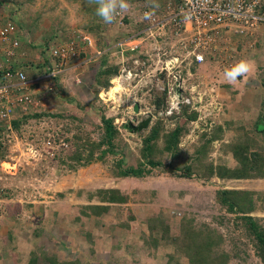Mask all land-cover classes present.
<instances>
[{"label":"rangeland","instance_id":"rangeland-1","mask_svg":"<svg viewBox=\"0 0 264 264\" xmlns=\"http://www.w3.org/2000/svg\"><path fill=\"white\" fill-rule=\"evenodd\" d=\"M127 2L129 8L110 24L96 15L89 0L2 3L0 19L14 21L22 31L12 62L32 68L27 75L43 106L39 117L20 114L2 152L0 264H189L170 241L181 236L185 218L196 228L206 225L222 235L218 250L228 254V264H264L241 215L218 201V192L226 189L257 192L254 211L247 216L264 227V178H211L195 162L196 151L213 135L204 165L238 167L231 147L236 143L252 144V151L264 158V130L258 128H264V26L251 35L211 42L204 49L205 61L197 64L203 46H189L191 31L149 38L144 12L156 5ZM136 35L137 53L114 43ZM57 48H68L70 54L52 62L47 50ZM240 59L253 61L254 70L229 84L224 71ZM50 60L61 76H47ZM107 66L119 71L102 87L96 79ZM178 90L182 98H176ZM193 113L198 114L194 121L189 117ZM104 117L119 134L113 153L101 159L110 149L108 144L97 147L106 136ZM148 119L142 131L129 128ZM158 125L163 128L158 151L164 150V135L184 129L179 157L158 154L162 165H146L151 173L143 178L120 177V170L145 162L144 138ZM79 146L83 158L94 152L90 163L72 162ZM188 164L193 173L184 178ZM114 190L126 201L104 202ZM151 220L161 227L151 231ZM164 227L170 230L169 241L162 238L167 236ZM153 238L160 240L159 248L153 247Z\"/></svg>","mask_w":264,"mask_h":264},{"label":"built area","instance_id":"built-area-1","mask_svg":"<svg viewBox=\"0 0 264 264\" xmlns=\"http://www.w3.org/2000/svg\"><path fill=\"white\" fill-rule=\"evenodd\" d=\"M146 12L151 14V19L144 21L149 38L161 32L176 38L191 31L189 46L193 50L203 46V52L195 56L194 61L198 64L204 62V49L211 42H223L231 34L251 35L264 26V0H165L162 7L155 6L146 9L144 14ZM21 32L14 21L0 19V161L10 137L14 135L13 122L20 114L39 113L43 106V99L33 92L35 82L29 79L27 66L20 68L12 62L20 47ZM138 38L136 35L123 40L117 48H126L127 53L139 52ZM87 41L90 46L93 44ZM52 54L64 61L70 53L68 48H57ZM48 74V77H56L58 71L54 68Z\"/></svg>","mask_w":264,"mask_h":264},{"label":"trees","instance_id":"trees-1","mask_svg":"<svg viewBox=\"0 0 264 264\" xmlns=\"http://www.w3.org/2000/svg\"><path fill=\"white\" fill-rule=\"evenodd\" d=\"M151 2L153 5L163 4L165 0H147ZM16 16V15H14ZM57 35V34H55ZM53 39V38H52ZM118 37L115 39L114 43L118 44L119 42L125 40H119ZM101 41V40H100ZM104 44V42H102ZM45 49V48H44ZM51 58V57H50ZM52 59V58H51ZM54 59H52L53 62ZM57 60V59H56ZM51 60L47 62L48 71L53 69V63ZM106 67V66H105ZM32 68H28L30 70ZM118 68L112 69L107 66L104 70H102L97 76V83L102 87L108 86L110 80L113 77L118 75ZM114 83V82H113ZM97 85V86H98ZM112 88V87H111ZM110 88V89H111ZM109 89V90H110ZM41 113L34 114L35 117H39ZM26 117V116H24ZM23 117V118H24ZM192 121L196 120L198 117L197 113H193L189 116ZM28 118V117H27ZM105 129L106 136L102 143H99L97 147L101 148L104 144H108L110 146L109 150H105L101 154V159L104 158L108 153H113V142L115 138L118 136L119 132L113 125V121L110 119H106L105 117L102 119ZM19 126V121L14 122V127L17 128ZM259 130L263 131L264 128L262 126H258ZM163 128L161 125L156 127H152L150 129L149 135L144 138V147L141 151V155L144 159V163L140 164L139 168H128L126 170H120V177L122 178H143L147 173H151L150 170L145 171V166L151 167H160L162 164L159 160H157V155L161 153H169L173 158L177 159L181 153L179 148L180 140L184 133V129L182 127L169 132L164 135L165 139V147L164 150L158 151L157 142L161 138V132ZM216 135L211 137V139L206 142V144L201 147L198 151H196V159L195 162H199L202 167L206 169L208 173V177H217L222 180H245V179H257L264 178V158L260 155L259 151H252L254 146L251 144L246 146L245 143H236L233 144L232 152L233 156L238 163V167L234 169H230L226 166H216L214 164L204 165L203 160L207 159L206 155L208 153V148L212 144V142L216 139ZM81 147H78L77 153L71 156L72 162L81 163L84 160L86 163H90L94 159V152L91 151L86 158H83V152L79 150ZM251 149V150H250ZM122 162V161H120ZM122 165L121 163L119 166ZM71 167H74L71 165ZM193 165L188 164L183 167L184 170V178H190L193 173ZM207 177V176H206ZM107 192V191H106ZM110 192V194H109ZM109 198L104 200L106 203H123L126 201L125 198L119 197V193L114 191H109ZM257 195L255 191H246V190H237V189H226L218 192V201L221 205L226 207L232 213H238L241 215V219L245 222V225L248 229L250 235L254 238L256 252L264 262V227L253 217L247 216V214L252 213L254 211L255 203L254 197ZM93 209L97 207V209H108L107 206H91ZM150 230L155 231L160 228L158 224H156L155 220L150 221ZM165 235L162 237L169 241L168 235L170 230L168 227H164ZM172 245L177 247L178 251L183 253L184 257L187 259L189 264H228V254L225 252H219L218 248L223 242V237L220 234H217L215 230L210 228L209 226H203L202 228H196L193 226L192 222H187L185 218L182 224V232L181 236H175L170 240ZM160 240L158 238L152 239V245L155 248H159ZM173 258V257H172ZM32 264H35L32 262ZM178 264V263H177Z\"/></svg>","mask_w":264,"mask_h":264},{"label":"clouds","instance_id":"clouds-1","mask_svg":"<svg viewBox=\"0 0 264 264\" xmlns=\"http://www.w3.org/2000/svg\"><path fill=\"white\" fill-rule=\"evenodd\" d=\"M89 3L96 5V15L105 24L113 23L119 12L126 11L129 8V4H128L127 0H89ZM144 16H145V19H151L150 13L146 12L144 14ZM47 52L49 53V56L52 59H54V60L57 59L52 54V51L47 50ZM134 53H137V52H129V54H134ZM55 69H56V71H58L57 68H55ZM253 70H254V62L253 61H251L249 59H240L237 62H235L231 67L226 68L223 76H224V79L226 82H228L229 84L235 85L241 77L248 76L249 74H251L253 72ZM45 73H49V71L47 70V72H45ZM59 76H61V75L58 73L56 75V77H54V78H57ZM180 95H182V94H180ZM22 117H24V116H22ZM18 120H19V118L16 121H18ZM16 121H14V122H16ZM14 122H13V131L15 134Z\"/></svg>","mask_w":264,"mask_h":264},{"label":"water","instance_id":"water-1","mask_svg":"<svg viewBox=\"0 0 264 264\" xmlns=\"http://www.w3.org/2000/svg\"><path fill=\"white\" fill-rule=\"evenodd\" d=\"M179 95L181 94L180 90H178L177 92ZM136 112H138V106L135 108ZM151 119H148L146 121H143L142 123H140L138 126L133 125V123L129 124V128L133 131V132H139L142 131L143 129L147 128L150 124Z\"/></svg>","mask_w":264,"mask_h":264},{"label":"crops","instance_id":"crops-1","mask_svg":"<svg viewBox=\"0 0 264 264\" xmlns=\"http://www.w3.org/2000/svg\"><path fill=\"white\" fill-rule=\"evenodd\" d=\"M5 1H12V0H0V8H2V3H4ZM152 2V1H151ZM151 2H148V6L149 5H151ZM7 4V3H6ZM35 4V3H34ZM5 9V8H4ZM9 14H10V12H9ZM16 16H17V14H16ZM102 94H104V93H102Z\"/></svg>","mask_w":264,"mask_h":264},{"label":"bare ground","instance_id":"bare-ground-1","mask_svg":"<svg viewBox=\"0 0 264 264\" xmlns=\"http://www.w3.org/2000/svg\"><path fill=\"white\" fill-rule=\"evenodd\" d=\"M176 98H182V96L181 95H178V93H177Z\"/></svg>","mask_w":264,"mask_h":264}]
</instances>
